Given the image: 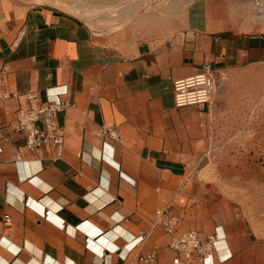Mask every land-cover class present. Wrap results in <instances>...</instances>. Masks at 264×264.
Segmentation results:
<instances>
[{
    "label": "crops",
    "instance_id": "crops-1",
    "mask_svg": "<svg viewBox=\"0 0 264 264\" xmlns=\"http://www.w3.org/2000/svg\"><path fill=\"white\" fill-rule=\"evenodd\" d=\"M257 14L198 0L174 24L105 36L52 6L3 4L0 264H173V237L156 224L165 210L180 220L176 234L218 236L221 225L225 241L216 248L221 259L231 256L225 264H264L249 220L233 202L203 196L207 186L196 179L218 126L216 106L177 108L174 99L175 82L208 66L218 76L264 63ZM31 92L39 101L27 99ZM61 92L72 103L57 117L62 158L45 147L18 161L26 142L15 131L18 111Z\"/></svg>",
    "mask_w": 264,
    "mask_h": 264
},
{
    "label": "rangeland",
    "instance_id": "rangeland-1",
    "mask_svg": "<svg viewBox=\"0 0 264 264\" xmlns=\"http://www.w3.org/2000/svg\"><path fill=\"white\" fill-rule=\"evenodd\" d=\"M35 1L0 0V14L6 3L20 8L48 5L88 23L97 34L135 36L140 27L159 29L178 22V14L198 0L189 4L179 0H50L41 4ZM227 1L243 14L257 12V19L264 21L263 9L255 1ZM120 5L123 8L117 7ZM109 10L117 19L102 23L97 18L78 16ZM212 104L216 106L218 126L213 132L209 156L201 166L204 171L196 179L207 186L203 194L207 199L233 202L238 215L249 220L252 236L264 246V63L239 64L219 72ZM218 216L225 213L214 218Z\"/></svg>",
    "mask_w": 264,
    "mask_h": 264
},
{
    "label": "built area",
    "instance_id": "built-area-1",
    "mask_svg": "<svg viewBox=\"0 0 264 264\" xmlns=\"http://www.w3.org/2000/svg\"><path fill=\"white\" fill-rule=\"evenodd\" d=\"M66 92L57 94L31 109L18 111L15 131L25 134L26 142L18 150L17 160L22 161L27 155L39 154L45 147H53L56 151L54 160L61 159L64 153L65 130L58 122V115L65 112L72 103L61 96ZM217 93V76L208 66L197 75L179 80L174 84V99L177 108L210 106ZM29 101H39L38 94L31 92L26 95ZM109 137L117 141L119 136L115 130L107 131ZM10 218L6 216L8 224ZM179 219L169 210L158 214L156 224L165 228L172 235L171 248L175 252L173 264H225L231 256L221 259L216 248L217 236L203 237L197 232L188 231L175 235ZM154 255L147 256L144 261L153 262Z\"/></svg>",
    "mask_w": 264,
    "mask_h": 264
},
{
    "label": "bare ground",
    "instance_id": "bare-ground-1",
    "mask_svg": "<svg viewBox=\"0 0 264 264\" xmlns=\"http://www.w3.org/2000/svg\"><path fill=\"white\" fill-rule=\"evenodd\" d=\"M163 2L165 1V0H162ZM179 1H181V2H187L188 4L191 2V1H193V0H179ZM252 1H255L256 3H258V5L261 7V9H263V12H264V0H245L244 2H247V3H251ZM42 2H50V0H36L35 1V3L36 4H41ZM162 2V3H163ZM75 3V2H74ZM136 3V2H135ZM124 5L126 4V3H123ZM186 4V3H185ZM123 5V6H124ZM79 6V5H78ZM118 8L119 7H121V8H123L122 7V5H120V6H117ZM181 7V6H180ZM179 7V8H180ZM186 7V5H184L183 4V6L181 7L182 9H184ZM116 8V7H115ZM114 8V9H115ZM124 8H126V7H124ZM127 9V8H126ZM131 10H132V8H131ZM135 11H136V9H134ZM178 10V9H177ZM260 10V9H259ZM93 11V10H92ZM179 11H181V10H179ZM94 12V11H93ZM262 12V13H263ZM75 13H76V11H75ZM113 12H112V10H109V11H101V12H97L96 14H93V13H87V12H83V13H79L78 14V16L80 17V18H83V19H87V18H97V19H99V20H101V22L103 23V22H106V21H110V20H115V19H117L116 17H113V14H112ZM119 14V13H118ZM107 24V23H106ZM173 214V213H172ZM217 229H218V236H217V240H216V243L218 244V243H220V242H223V241H225V239H224V231H223V229H222V227H221V225H219V226H217ZM188 232V231H187ZM193 232H197V231H193ZM197 233H199V232H197ZM183 234V233H182ZM175 235H177L176 233H175ZM212 236V235H211ZM209 237V236H208ZM217 246V245H216Z\"/></svg>",
    "mask_w": 264,
    "mask_h": 264
}]
</instances>
